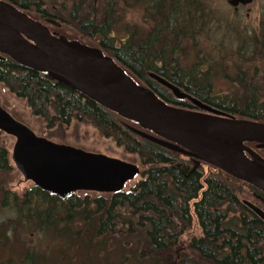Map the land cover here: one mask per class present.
<instances>
[{
    "label": "trees",
    "instance_id": "1",
    "mask_svg": "<svg viewBox=\"0 0 264 264\" xmlns=\"http://www.w3.org/2000/svg\"><path fill=\"white\" fill-rule=\"evenodd\" d=\"M7 1L60 22L49 24L57 36L101 48L172 106L205 111L199 102L264 122V16L253 30L210 0ZM132 7L144 25L122 22ZM0 83L48 127L93 125L139 159L142 177L129 191L65 198L35 184L22 193L1 185L0 264H264V220L242 199L264 210L262 190L205 162L194 168L191 156L139 134L153 131L4 54ZM246 145L264 158V148ZM7 161L0 147L1 169Z\"/></svg>",
    "mask_w": 264,
    "mask_h": 264
},
{
    "label": "water",
    "instance_id": "2",
    "mask_svg": "<svg viewBox=\"0 0 264 264\" xmlns=\"http://www.w3.org/2000/svg\"><path fill=\"white\" fill-rule=\"evenodd\" d=\"M253 0H228L236 9ZM48 23L61 26L48 19ZM47 73L156 136H142L205 162L264 192V158L246 145L264 148V122L239 119L196 102L205 111L182 109L139 85L101 48L52 33L15 4L0 0V57ZM178 97L180 89L169 85ZM0 131L16 138L12 160L26 181L61 198L79 191L117 193L141 174L138 164L39 136L0 104ZM243 203L264 220V210Z\"/></svg>",
    "mask_w": 264,
    "mask_h": 264
},
{
    "label": "rangeland",
    "instance_id": "3",
    "mask_svg": "<svg viewBox=\"0 0 264 264\" xmlns=\"http://www.w3.org/2000/svg\"><path fill=\"white\" fill-rule=\"evenodd\" d=\"M43 1L45 6L51 7L54 0ZM210 2L213 8L221 11L228 19L234 22H240L245 27L253 30L261 27L264 16V0H254L251 4L241 5L237 9L230 5L228 0H210ZM145 19V14H143L139 7H132L127 9L126 14H124L122 18V22L141 23L144 25ZM121 26L122 25H120V27ZM185 98L188 99L187 97ZM0 104L15 119L29 126L39 136L46 137L57 143L67 144L86 151L102 153L110 157L133 162L138 164L141 168V163L135 155L127 153L123 147L118 146L111 138L102 136L91 124L73 121L69 126L56 125L54 127H48L47 122L33 115L26 100L17 97L2 83H0ZM15 142L16 138L14 136L0 131V147H3L5 150V156L8 158L7 164L9 166L5 170L0 168V186L2 185L14 192L22 193L34 183L24 179V176L17 169L12 160ZM140 179H142V177L139 175L135 179L129 181L124 190H131ZM81 192L82 191H79V193ZM91 193L94 195L101 194L99 192ZM242 199L248 200L249 198L242 197ZM24 235L27 237V241L33 240V243L38 242V236H36L35 233L24 232Z\"/></svg>",
    "mask_w": 264,
    "mask_h": 264
},
{
    "label": "flooded vegetation",
    "instance_id": "4",
    "mask_svg": "<svg viewBox=\"0 0 264 264\" xmlns=\"http://www.w3.org/2000/svg\"><path fill=\"white\" fill-rule=\"evenodd\" d=\"M253 1H254V0H253ZM253 1H252V2H253ZM250 4H251V3H250ZM241 5H242V4H241ZM241 5H239V7H240ZM239 7H238V8H239ZM43 23L47 24L48 27H49V29L51 30L50 25H49L50 23H48V22H43ZM51 31L55 32L54 30H51ZM200 165H201V164H196V165L194 166V168H197V167L200 166Z\"/></svg>",
    "mask_w": 264,
    "mask_h": 264
}]
</instances>
